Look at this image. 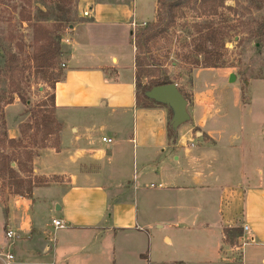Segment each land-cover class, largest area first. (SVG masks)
<instances>
[{
	"label": "crops",
	"instance_id": "obj_1",
	"mask_svg": "<svg viewBox=\"0 0 264 264\" xmlns=\"http://www.w3.org/2000/svg\"><path fill=\"white\" fill-rule=\"evenodd\" d=\"M85 11L54 89L64 147L37 154L34 172L46 183L0 205V247L8 229L20 239L11 264H264V117L253 124L248 105L198 116L194 101L191 120L171 134L170 108L137 105L132 34L146 22L135 17V0H89ZM48 188L59 191L37 193ZM14 200L55 208L54 233L14 214ZM54 220L66 227L56 230ZM235 228L243 235L232 245L224 231ZM33 232L52 257H24L19 244Z\"/></svg>",
	"mask_w": 264,
	"mask_h": 264
},
{
	"label": "rangeland",
	"instance_id": "obj_2",
	"mask_svg": "<svg viewBox=\"0 0 264 264\" xmlns=\"http://www.w3.org/2000/svg\"><path fill=\"white\" fill-rule=\"evenodd\" d=\"M88 1L0 0V57L4 56L15 69L12 75L0 77V163L2 157L16 158L11 162L12 166L6 162L15 176L0 165L1 206H6L12 197L30 195L35 187L46 183V178L35 175V158L48 149L62 150L64 147V123L53 104V84L57 76L65 71L71 32L88 18L85 16ZM99 1L129 3L132 0ZM202 2H185L183 8L177 11L174 26L167 33L143 42L147 58L154 66L163 69L154 71L167 74L191 105L196 101L198 116H204L209 111H236L248 105L247 109L254 112L253 124H259L264 117V44L260 48L252 33L264 20V0H220L223 6L219 8L218 15L209 18L203 15L207 14V3ZM135 4L137 21L139 24L146 22L134 27L133 40L136 43L144 29L155 24L157 14L156 0H135ZM205 20H213L216 28L224 32L220 38L221 66L218 69L182 60L192 51L186 44L196 38V35L187 36V33L194 32L195 23ZM50 45L52 49H61L62 55L55 60L58 65L51 69H38L35 57L41 48ZM192 58L195 60L196 56ZM198 60L203 64L204 57L198 56ZM232 74L235 79L231 82ZM148 82L144 80V83ZM148 106H154V103ZM171 117L172 114L170 120ZM136 119V116H130L131 127ZM37 121L40 126L47 127L38 128ZM206 125L210 124L207 122ZM194 131L202 130L196 128ZM132 149H135L134 145ZM140 170L139 166L132 168L131 176H138ZM55 180L59 182L60 178ZM57 191L48 188L38 189L37 193L50 198V193ZM44 203L43 200L35 201L34 206L26 208L21 200H14L11 209L14 214L21 215L23 219L28 216L35 225H42L48 232L54 233L51 217L55 208L43 210ZM4 228L6 215L0 208V232ZM42 240L43 236L34 232L29 239H21L19 245L27 248L24 257L31 260L52 257L53 251L44 252L48 245L51 246L50 243L39 247ZM235 241L237 243V239Z\"/></svg>",
	"mask_w": 264,
	"mask_h": 264
},
{
	"label": "trees",
	"instance_id": "obj_3",
	"mask_svg": "<svg viewBox=\"0 0 264 264\" xmlns=\"http://www.w3.org/2000/svg\"><path fill=\"white\" fill-rule=\"evenodd\" d=\"M185 2H193V0H158L156 8L157 21L155 22V24H152L144 29L142 34L138 37V41H136V43L135 40H133V43L138 51L136 56V94L137 105L139 107H148L149 103L157 104L145 96L146 91L152 89L153 87L168 85L172 83L167 74H162L163 72L161 71H158L159 73L157 74V71H154L161 70L162 68L154 66L153 63L148 60L146 52L144 51L143 42L156 39L167 33L170 28L174 26L177 18V11L183 8ZM202 3H207V14H203L204 16H208L206 18L218 15L219 8L223 6L220 4V0H203ZM193 30L194 32H188L187 36L196 35V38L190 44H186V46L188 48H191L192 51H190L186 57L184 56L182 60H185L184 62L191 61V64L203 66L204 68H220L221 55L219 54V46L220 38L224 36V32H220L219 29L216 28L213 20H205L203 23H195L193 25ZM252 35L257 39V44L261 48L264 44V20L259 24L257 31L253 32ZM134 37L135 36L132 34V39ZM61 55V49H52V45L47 48H41L39 50V54H37L35 57V59H37V65L35 66L39 67L38 69L55 68V66L58 65L55 60ZM194 55L196 56L195 60L192 58V56ZM198 56L204 57L203 64L199 63ZM14 70L15 69L13 68V66L9 64L8 61L6 62V58L4 56H1L0 77H3V75H12V72ZM9 78L12 79L11 77ZM63 78L64 72H61V74L57 76V79L53 84V90L55 89V84L62 81ZM144 80H149V82L146 84L144 83ZM184 96L186 99H188L186 95ZM53 104L55 106V96H53ZM37 126L38 128L42 126H44V128L47 127V125L40 126V123L38 121ZM169 132L171 134L174 133L170 124ZM11 142L15 143V141L13 140H11ZM1 160L2 163H0V165L2 166V168L6 167L8 172L15 176V173L13 172L12 168H10V166H12L11 162L15 161L16 158L11 159L9 157H2ZM6 162H10V166ZM224 234L225 242L232 245L236 244L235 240L240 239L243 235L241 228L226 229L224 231Z\"/></svg>",
	"mask_w": 264,
	"mask_h": 264
},
{
	"label": "water",
	"instance_id": "obj_4",
	"mask_svg": "<svg viewBox=\"0 0 264 264\" xmlns=\"http://www.w3.org/2000/svg\"><path fill=\"white\" fill-rule=\"evenodd\" d=\"M235 79V75H231V82ZM145 96L157 104L166 106L172 111L170 126L173 131L191 120L188 111L189 101L181 93L178 86L174 83L153 87L145 92ZM49 247L47 248V251Z\"/></svg>",
	"mask_w": 264,
	"mask_h": 264
},
{
	"label": "built area",
	"instance_id": "obj_5",
	"mask_svg": "<svg viewBox=\"0 0 264 264\" xmlns=\"http://www.w3.org/2000/svg\"><path fill=\"white\" fill-rule=\"evenodd\" d=\"M85 16H90L89 12H85ZM103 142L105 143H111L112 140L105 137L103 138ZM53 225L56 230L64 229L65 223L61 220H54ZM244 231L248 233L249 228L247 226L244 227ZM5 238L8 242V246L6 249L0 247V258H3L6 262V264H11L15 261V255L12 250L13 241H15L18 237V235L11 229H8L5 233Z\"/></svg>",
	"mask_w": 264,
	"mask_h": 264
}]
</instances>
